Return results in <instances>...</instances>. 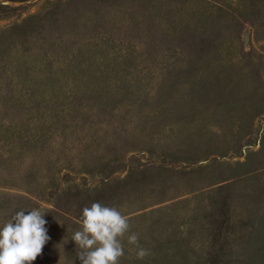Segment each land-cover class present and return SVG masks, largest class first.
Instances as JSON below:
<instances>
[{"label": "rangeland", "instance_id": "obj_1", "mask_svg": "<svg viewBox=\"0 0 264 264\" xmlns=\"http://www.w3.org/2000/svg\"><path fill=\"white\" fill-rule=\"evenodd\" d=\"M94 202L120 264H264V0H0V227L80 264Z\"/></svg>", "mask_w": 264, "mask_h": 264}, {"label": "clouds", "instance_id": "obj_2", "mask_svg": "<svg viewBox=\"0 0 264 264\" xmlns=\"http://www.w3.org/2000/svg\"><path fill=\"white\" fill-rule=\"evenodd\" d=\"M45 215L40 208L20 210L0 227V264H33L50 240ZM81 222L71 238L80 264H120L122 240L130 229L128 217L116 207L94 202L82 210ZM127 243L135 246L137 259L150 255L136 233L127 235Z\"/></svg>", "mask_w": 264, "mask_h": 264}]
</instances>
